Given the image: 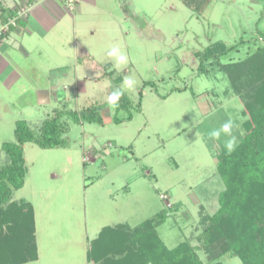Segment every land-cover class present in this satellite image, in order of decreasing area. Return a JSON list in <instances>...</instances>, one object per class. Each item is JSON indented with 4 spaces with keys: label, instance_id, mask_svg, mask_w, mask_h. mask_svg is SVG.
Segmentation results:
<instances>
[{
    "label": "rangeland",
    "instance_id": "rangeland-1",
    "mask_svg": "<svg viewBox=\"0 0 264 264\" xmlns=\"http://www.w3.org/2000/svg\"><path fill=\"white\" fill-rule=\"evenodd\" d=\"M4 1L22 13L29 7L27 0ZM99 7L104 9L96 13L95 27L106 36H91L81 26L77 33L70 28L65 35H54L63 41L61 56L54 50L58 42L49 39L38 45L41 52L20 61L37 66L43 80L54 82L59 99L48 100L43 89L49 93L51 84L40 88V95L0 50V159L3 144L16 140L18 120L27 121L38 134L56 109L102 106V124L61 117L68 128L66 146L25 143V183L12 199L25 200L34 209L37 259L20 264H95L88 259L89 250L104 227L135 226L161 209L166 220L157 231L165 244L172 248L186 241L206 262L204 217L219 207L216 198L223 181L216 156L229 138L222 134L215 139L209 133L232 119L240 143L248 118L242 94L221 64L242 60L264 46V0H212L200 14L183 0H123ZM75 35L99 66L80 53L79 44L75 49ZM114 45L128 57L120 69L106 55ZM228 47L223 55L202 60L203 53L218 54ZM77 54L81 58L75 65ZM100 73L106 75L98 78ZM125 76L136 86L124 89L112 106L108 96ZM123 96L130 101L126 108ZM130 113L132 118L126 119ZM221 259L242 264L231 253Z\"/></svg>",
    "mask_w": 264,
    "mask_h": 264
},
{
    "label": "trees",
    "instance_id": "trees-1",
    "mask_svg": "<svg viewBox=\"0 0 264 264\" xmlns=\"http://www.w3.org/2000/svg\"><path fill=\"white\" fill-rule=\"evenodd\" d=\"M183 2L200 14L212 0ZM20 9L18 6L8 8L0 0V18L4 22L9 17H18ZM25 20L17 18V25L23 26ZM14 28L11 25V29ZM229 49L231 47L218 54L205 52L202 60L219 57ZM202 60L200 67H203ZM221 68L242 94L244 114L248 118L244 122L245 136L236 149L231 153L224 149L216 156L223 189L217 193V210L204 217L206 228L202 249L206 253V262L188 242L182 241L169 248L161 239L157 228L166 220L164 209L135 226L120 223L104 227L91 242L89 261L95 264H226L221 257L231 253L239 257L242 264H264V46L242 60L221 64ZM142 96L143 92L140 99ZM122 100L121 105L125 108L130 105L128 97L123 96ZM65 114L75 122L103 123L101 105L80 111L56 109L55 115L44 121L38 134L27 121L18 120L16 140L2 146L0 264H20L37 259L34 209L31 203L18 202L12 197L25 183V143L35 142L44 148L67 145L63 135L68 128L61 121ZM131 118L130 113L126 119ZM115 120L122 121L117 117Z\"/></svg>",
    "mask_w": 264,
    "mask_h": 264
},
{
    "label": "crops",
    "instance_id": "crops-1",
    "mask_svg": "<svg viewBox=\"0 0 264 264\" xmlns=\"http://www.w3.org/2000/svg\"><path fill=\"white\" fill-rule=\"evenodd\" d=\"M14 1L17 2L19 0H12V2ZM27 1L30 7H29V12L26 16L27 18L23 26L20 25L15 26V28L11 32H9L5 36H3V38L0 39V50L5 54V56L8 59L12 61L13 65H15V67H17V69L20 70V72H22L24 75H26L31 79L33 84L38 87L36 89L39 90L38 92L40 93V95L45 91L46 95L48 96V100L50 96L52 98L59 99L58 96L55 97L54 94V90H55L53 88V85H55L54 82H50V81L46 82L45 80H43L44 74L37 66L29 65L28 67L24 65L23 62L20 61L26 60L29 57V55L35 50L41 52V50L38 49V45H42L43 43L46 44L47 41H49V39L52 42H54L55 40L56 42H58V43L55 42L56 43L55 47L57 48H55L54 50H58V52L60 53L59 56H61L62 52L65 50L64 48L63 50L61 49L62 48L61 44L63 43V41L60 40L61 38L57 39L54 35L60 33L65 35L70 30V28H72L75 33H77L81 28L82 30L83 28H87L88 32L87 31L86 32L91 34V36H95L97 33H99V35L101 36H104L106 32L105 31L102 33L101 31L98 32L97 28L95 27L96 25L99 26L98 21H95L96 17H98L96 13L102 11L101 9H104L103 7L100 8L99 6L103 4L104 6L105 5L107 6L109 2L110 3L116 2L118 5L121 4L123 0H79L77 9L74 13L68 12L65 9L64 5L59 0H27ZM1 2L8 8L16 7L9 5V3L8 2L6 3L4 0H1ZM109 15L114 16L112 11L109 13ZM84 19H86L87 21L84 22L83 21ZM89 25L90 27L88 28ZM78 44L79 47H81V49H79L80 53H82L85 56L92 57L91 62L93 63L91 65H93V67L94 65L99 66L98 64L94 63L96 57L90 53V51L88 50L87 46L84 43H79L75 35V41H74L75 49L76 46H78ZM80 58L81 57L77 54L75 59V65L79 64L78 62ZM58 59H61V57H59ZM59 63L60 62L56 64V66H58L56 68L61 67L59 66ZM101 74L102 73L98 75V78L106 75V73H103L102 75ZM82 75H83L82 78L88 79V76L86 74H82ZM15 80L17 79H14V81ZM77 80L79 82L78 78ZM48 84H51L53 88V89L51 88L52 90L49 93L48 90L43 89L48 87ZM40 88H42L44 91Z\"/></svg>",
    "mask_w": 264,
    "mask_h": 264
},
{
    "label": "clouds",
    "instance_id": "clouds-1",
    "mask_svg": "<svg viewBox=\"0 0 264 264\" xmlns=\"http://www.w3.org/2000/svg\"><path fill=\"white\" fill-rule=\"evenodd\" d=\"M107 57L114 61V67L120 69L122 66L128 64V57L122 51L121 47L114 45L107 50ZM136 86V82L133 78L125 76L122 80V85L120 88L115 89L109 96L108 102L112 106H116L121 96L124 94V89L133 90ZM238 127L232 119L224 122L219 128L212 130L209 135L212 138L219 139L221 135L229 137L225 142V147L229 153L233 152L238 146V140L235 135H233V129Z\"/></svg>",
    "mask_w": 264,
    "mask_h": 264
},
{
    "label": "built area",
    "instance_id": "built-area-1",
    "mask_svg": "<svg viewBox=\"0 0 264 264\" xmlns=\"http://www.w3.org/2000/svg\"><path fill=\"white\" fill-rule=\"evenodd\" d=\"M59 1L64 5L65 9L68 12H75L77 9L78 2H79V0H59ZM29 7L23 13L22 11H20L18 17H15L14 19H9L7 22H4L3 20L0 19V35L2 31H7L11 29V25L17 26V23H16L17 18L21 17L22 14H25V17H26L29 12Z\"/></svg>",
    "mask_w": 264,
    "mask_h": 264
}]
</instances>
